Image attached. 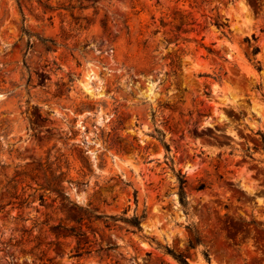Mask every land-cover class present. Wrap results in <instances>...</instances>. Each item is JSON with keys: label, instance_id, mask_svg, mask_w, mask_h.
<instances>
[{"label": "rangeland", "instance_id": "rangeland-1", "mask_svg": "<svg viewBox=\"0 0 264 264\" xmlns=\"http://www.w3.org/2000/svg\"><path fill=\"white\" fill-rule=\"evenodd\" d=\"M263 132L264 0H0V264H264Z\"/></svg>", "mask_w": 264, "mask_h": 264}, {"label": "trees", "instance_id": "trees-1", "mask_svg": "<svg viewBox=\"0 0 264 264\" xmlns=\"http://www.w3.org/2000/svg\"><path fill=\"white\" fill-rule=\"evenodd\" d=\"M50 41L53 42L52 39H50ZM47 47L49 48V46H47ZM252 48H253V50H252L253 54H256L260 50V47L258 45H252ZM262 137H263L262 138V144L264 146V132L262 133ZM164 143H165L167 148L170 147L168 143H166V142H164ZM63 156H64V154H57L55 156V162L57 163V167L56 168H50L52 166L49 167L50 172H51L50 185H52L56 190H58L64 196V198H70V195L64 191L65 186L63 185V181H64L65 176H67V173L65 171H63V166L65 163ZM56 170H60V174H56ZM68 180L70 182H72V178H69ZM179 195H180L181 203L184 206H186L188 203V200H187V195H186V180L184 178H180ZM111 217L115 220L119 219L118 217H115V216H111ZM143 218H144V216H139V215L135 214L131 218H125V219L127 221H129L131 224H134V225L138 226L139 228H141V220ZM169 251L177 258V260L179 261L180 264H191L186 256H183L181 254H176L171 249Z\"/></svg>", "mask_w": 264, "mask_h": 264}]
</instances>
